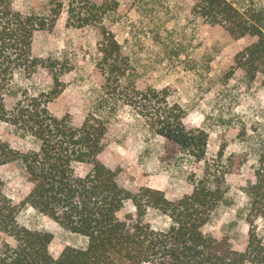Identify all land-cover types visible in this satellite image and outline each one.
<instances>
[{
  "label": "trees",
  "instance_id": "obj_1",
  "mask_svg": "<svg viewBox=\"0 0 264 264\" xmlns=\"http://www.w3.org/2000/svg\"><path fill=\"white\" fill-rule=\"evenodd\" d=\"M17 1L0 0V121L30 146L16 148L0 140V169L18 166L31 190L16 203L0 170V264H264V147L256 153L255 181L246 190L249 240L239 250L228 237L204 232L226 200V177L233 165L208 161V133L186 125L185 111L171 106L167 93L124 86L131 65L109 27L118 2L71 1L68 25L99 27V68L107 95L133 106L158 135L205 163L204 173L192 177V192L176 200L163 190L128 185L121 169L101 160L109 131L105 118L93 112L77 123L70 114L60 118L50 111L49 103L64 91L62 77L69 69L35 56L33 43L36 33L56 26L65 3L47 0V11L38 14L18 10ZM240 3L195 0L192 13L236 39L256 38L236 55L233 67L254 81L264 76V6ZM40 74L53 85L32 92L24 82ZM78 166L88 170L79 173ZM29 208L83 237L85 244L68 246L54 256L51 233L19 222Z\"/></svg>",
  "mask_w": 264,
  "mask_h": 264
},
{
  "label": "rangeland",
  "instance_id": "obj_2",
  "mask_svg": "<svg viewBox=\"0 0 264 264\" xmlns=\"http://www.w3.org/2000/svg\"><path fill=\"white\" fill-rule=\"evenodd\" d=\"M52 30L36 33L35 56L59 61L68 67L62 77L64 91L49 103L50 111L62 118L70 114L80 123L90 113L108 124L106 148L101 160L111 169H121L134 187L163 190L172 200L193 190L192 177L204 173L205 163L191 159L181 147L158 135L138 110L105 92L99 68L101 32L97 26L68 25V7ZM102 1V0H101ZM118 9L109 27L131 65L124 86L141 91L167 93L171 106L185 111L186 125L209 135L208 161L221 162L233 173L226 177V200L204 227V232L228 237L244 250L250 225L246 220L249 199L246 190L255 181L257 151L264 147V76L254 81L233 70L236 55L256 38H234L219 25H210L192 13L195 0H116ZM244 7L264 6V0H241ZM47 0H18L25 13H45ZM32 92L48 90L53 82L42 74L24 82ZM0 140L13 147H28L13 129L0 121ZM8 195L22 202L31 186L15 164L1 167ZM85 173L88 166H78ZM159 225V220H153ZM19 222L54 236L50 250L58 257L68 246H83L85 239L52 220L25 210Z\"/></svg>",
  "mask_w": 264,
  "mask_h": 264
}]
</instances>
